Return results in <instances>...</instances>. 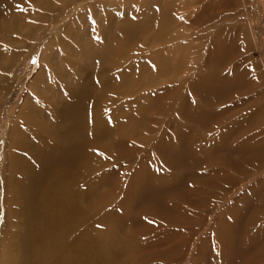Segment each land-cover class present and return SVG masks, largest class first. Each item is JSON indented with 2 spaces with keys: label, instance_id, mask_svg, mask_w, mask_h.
I'll list each match as a JSON object with an SVG mask.
<instances>
[{
  "label": "bare ground",
  "instance_id": "1",
  "mask_svg": "<svg viewBox=\"0 0 264 264\" xmlns=\"http://www.w3.org/2000/svg\"><path fill=\"white\" fill-rule=\"evenodd\" d=\"M9 1L0 0V13ZM77 1L67 0L64 7ZM200 2L180 0L179 11H176L177 1L164 0L163 5L155 6L145 17L138 10L136 14L124 15L122 23L114 26L115 31L110 37H100L104 45L92 48L90 55L97 60V74L82 72L80 78L77 75L74 82L65 86L66 91L73 94L72 99L55 105L56 102L52 103L46 97L40 98V103L47 105L52 116L36 124L39 141L30 147L26 141L21 143L16 137L26 129L27 122L32 123L27 107L21 111L18 119L22 122L14 126L15 134L12 136L17 140L10 143L7 154L11 201L13 198L16 200L11 206V224L19 225V229L8 230L15 240L12 245L7 241L3 244L5 251L0 264H7L8 260L11 264H24L29 250L36 264H177L191 239L197 235L201 240L190 247L194 252L189 264H205L203 252L206 244L214 250L210 264H264V191L260 199L254 201L255 192L264 190V122H259L260 112H234L232 109L229 113L224 111V107L220 108L221 111L215 107V104L226 101L224 97L228 98L227 88L238 83L228 81L229 76L216 71L218 68L213 64L216 69L213 67L207 75L198 72L196 75L199 76L194 77L195 73L191 75L193 70H190V74H186L187 79L182 78L179 84V79H170L171 88L160 92L159 96L167 94L163 101L172 103L169 106L161 101L158 105V114H164L165 118L162 121L158 118L160 128L171 126L172 138L186 141L182 147L169 150L168 157L175 154L188 157L185 163L196 167L187 171L189 184L183 191L168 193L164 190L165 195L160 194L159 188L164 186L168 191L178 182V174L172 171L167 160L158 155L166 143L165 135L149 138L124 126H119L115 134L109 133L110 122L114 120L110 107L115 104L119 109L126 102L119 88L134 89L142 75L161 73V68L154 65L160 61L165 62L167 69L171 60L172 69L176 70L179 61L172 54L162 57L156 47L157 42L172 41L171 53L175 44L178 47L176 52L180 49L181 56V49H188L192 37L186 33L192 24H186L189 16H184V13L191 7L192 10L196 6L200 9L203 6ZM253 2L252 17L249 14L248 19L250 23H256L258 36L264 35V0ZM173 20L177 21L174 23ZM177 27L182 28L181 31ZM152 37L153 42L140 47L141 41ZM138 51L150 54V57L144 56L149 66L147 72L141 65L144 60L140 59L138 63L135 58ZM126 59H130L129 63L126 62L130 64L126 66L129 71H124ZM134 64H137L135 69L132 67ZM216 76L224 79L221 89H216L219 87L214 82ZM127 78L132 81L124 85ZM195 96L204 106L193 103ZM184 104L191 106L184 108ZM216 116L224 119L226 124L219 127L222 119H216ZM101 128H105L103 133ZM142 141H148V145H139ZM127 160L135 162L134 165L127 164ZM99 163L111 166L95 173L101 166L96 168ZM143 166L157 176L158 198L156 203L135 210L133 202ZM114 172L117 174L111 175ZM255 174L260 175L249 185L247 182ZM4 175L7 176L5 170L3 188ZM109 176H113L109 183L97 196H92L95 184ZM33 184L39 187L37 206L34 205L36 212L31 217L29 204L24 200L28 202V189ZM240 184L246 188L237 193ZM3 188L5 198L9 194L5 195ZM116 196H120L119 200L115 199ZM20 198L23 209L17 203ZM252 200L251 209L242 217L244 206ZM131 212H134L132 219L135 225H130L120 235L119 245L125 256L110 260L116 248L110 246L115 221L120 215L128 218ZM210 212L214 214L210 216ZM2 214L4 216V208ZM0 226L2 230V223ZM17 231H20L18 235ZM4 235L2 232L0 240L3 242L9 240ZM29 236L32 243L28 245Z\"/></svg>",
  "mask_w": 264,
  "mask_h": 264
},
{
  "label": "rangeland",
  "instance_id": "2",
  "mask_svg": "<svg viewBox=\"0 0 264 264\" xmlns=\"http://www.w3.org/2000/svg\"><path fill=\"white\" fill-rule=\"evenodd\" d=\"M173 1H177L178 4L180 0ZM201 2L203 6L200 9L196 6L192 10L191 7L184 13V16H189L190 18H188L186 24L188 26L192 25L187 27V29L189 28L188 31L187 29H183V31H187L186 33H189L190 37L192 36L193 38L191 37L186 51L185 47L181 49V56L179 55L180 49L176 52L178 47L175 44V50L171 53L170 44L172 41L170 43L157 42L156 47L160 49L159 54L162 57L172 54V57L177 59V62L179 61L176 70L172 69L171 60L167 69L164 61H160L159 64L155 63L156 67L161 68V73L150 72V74L142 75L138 79V86L134 89L119 88L122 98L126 102L119 109L115 104H112L110 107V115L114 120L110 122L111 128L109 133L115 134L119 126H124L136 131L141 136L149 138L157 139L165 135L166 143L158 151V155L161 159L167 160L168 165L172 167V171L178 174V182L168 191L164 186L159 188L161 196L165 195V192L185 190L189 184L187 171H193L194 167L189 162L185 163L188 157H180L176 154L171 158L168 157L169 150L182 147L186 141L174 140L171 135V126L161 129L158 122V118H160V121L165 119L164 114H158L160 102L162 101V104L169 106L172 104L171 101H163L167 94L159 96L160 92L171 88L170 79H179L177 82L179 84L182 78L185 80L186 74L190 70H193L191 75H194V73L196 75L200 72L202 73L200 75L205 76L216 65L218 68L217 70L214 67L216 71H219L222 75L229 76L228 81L238 83V85H231L227 88L226 94L228 98L224 97L226 101L223 104H215L216 110L221 111L220 108L224 107V111H229V113L232 109L234 112H260L261 119L259 122H264V35L258 36L256 23L252 22V24L250 23L251 20L248 19L249 14L252 17L253 0H201ZM64 3H68L67 0H10L0 13V224L2 223L0 238L2 232H4L6 234L4 236H7L9 239H5L4 242L3 239L0 240V258L3 257L5 251V245L3 244L7 241L8 244L11 243L12 245L15 240L11 238V233L8 230L19 229V225L15 224V226L11 224V206L16 200L13 198L11 201V187L8 183L10 171L9 165H7L9 163L7 154L10 149V143L20 138V142L24 143L26 141L28 147L36 144L39 141L36 124L40 120L47 121V118L52 116L47 110V105L44 106L40 103V98L46 97L52 103L56 102L54 103L55 105H59L64 100L72 99L73 94H70L69 90L66 91L65 86L74 82L77 75L80 78V75H83L80 74L82 72L86 75L97 74L96 66H98V63L90 53L94 46L102 47L104 45L99 40L100 37H110L115 31L114 26H119L122 23L124 15L125 17L130 16L132 12L136 14V10H138L145 17L155 6L159 7L158 5H163L164 0H78L76 4H71L67 7H64ZM204 4L206 5L205 7ZM178 6L179 4L176 5V11H179ZM195 8L196 10H194ZM70 9H72L71 12ZM173 21L175 23L177 20ZM249 24L252 25L250 26ZM176 29L181 31L182 28L177 27ZM105 30L106 32H103ZM153 40L154 37L147 41H141L140 47L149 45ZM176 41H178V38ZM218 47L220 48L218 49ZM148 53L147 51L135 53L138 63L140 59L144 60L141 65L146 72L149 70V66L147 58H144V56L150 57ZM129 60H125L124 71H129L126 67L130 65L127 64ZM136 65L134 64L132 67L135 69ZM131 81V78H127L124 81V85H129ZM189 81L190 79L186 82ZM214 82L215 85L219 84V87L216 86V89H221L225 84L222 76H216ZM177 83L175 85H178ZM184 86L186 87V85ZM100 94L101 92H99ZM192 99L195 100L193 103H198H196L197 106L200 103L204 106L203 102H199L196 96ZM190 106L188 104L184 108H190ZM26 107L28 118H32L31 124L33 125L27 122L25 128L28 131L26 129H24L25 132L23 130L20 131V134L16 135L17 138L14 136V139L12 137L15 134L14 126L21 124L22 121L20 122L21 119L18 118L21 111ZM100 108L102 110V107ZM101 110L99 109V111ZM102 113L105 112L102 111ZM152 118L156 119L152 120ZM216 119L222 118L216 116ZM254 120L257 121L256 118ZM167 121L168 119L166 118ZM225 124L226 121L222 119L219 127ZM101 130L103 133L105 128H101ZM36 137L37 139H35ZM109 137L113 138L112 136ZM117 138L118 136L113 139ZM129 140L133 139L129 138ZM142 143H145V147L148 145V141H142L138 144L143 145ZM127 161V164L135 163ZM97 166H100V169H96L95 173L106 170L111 164L99 163V165H96V168ZM4 170L7 176L4 175L6 178L4 179L3 188ZM145 170L144 168L142 171L141 182L136 191L135 202H133L135 210L150 203H156L155 199L158 198L156 189L159 182L156 179L157 176L150 169ZM116 174L117 172H114L111 175L114 176ZM259 175H253L247 183L250 185ZM94 176H99V174H94ZM113 176H109L102 182L96 183L92 196H97ZM6 180L7 185L5 187ZM245 186L244 184L238 186L237 193H240L241 189H245ZM38 187L36 184L31 185L28 189V202L26 203L24 200L25 204H29L28 208L31 217L36 212L34 205H36ZM2 188L5 190V195L9 194L5 198L3 197ZM263 191L259 190L255 192L254 201L260 199ZM120 196H116L115 199L119 200ZM2 201L4 206L2 205ZM17 203H20L21 209H23L21 198L17 199ZM252 205L253 200L244 206L242 217L251 209ZM3 208L4 216H2ZM212 213H209L210 216L214 214ZM133 215L134 212H131L128 218L122 215L117 217L114 228L111 231L113 236L110 243V246L112 245L113 248H116L110 255V260L124 258V251H122L119 245L121 241L120 235H123L127 227L132 224L135 225L132 219ZM206 222L209 223L208 220ZM19 232L17 231V235ZM95 234L97 235V232ZM199 239V235L191 239L186 250L187 252L185 251L177 264L190 263L194 252L190 247L199 241ZM31 243L32 238L29 236L27 244ZM205 246L206 248L203 252L205 264H210L211 252L214 250L210 248V244H206ZM13 257L14 254L12 253ZM10 262L11 260H8L7 264H11ZM24 264H36V261L31 256V250L27 252Z\"/></svg>",
  "mask_w": 264,
  "mask_h": 264
},
{
  "label": "snow or ice",
  "instance_id": "3",
  "mask_svg": "<svg viewBox=\"0 0 264 264\" xmlns=\"http://www.w3.org/2000/svg\"><path fill=\"white\" fill-rule=\"evenodd\" d=\"M94 151H97V150H94Z\"/></svg>",
  "mask_w": 264,
  "mask_h": 264
}]
</instances>
